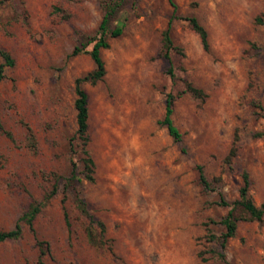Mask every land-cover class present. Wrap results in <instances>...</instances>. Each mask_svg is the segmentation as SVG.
Instances as JSON below:
<instances>
[{
    "label": "rangeland",
    "instance_id": "rangeland-1",
    "mask_svg": "<svg viewBox=\"0 0 264 264\" xmlns=\"http://www.w3.org/2000/svg\"><path fill=\"white\" fill-rule=\"evenodd\" d=\"M108 1L0 3V50L13 60L0 80V230L55 186L33 232L20 221L19 237L0 242V264H264V216L237 221L221 248L219 220L228 207L215 203L237 199L243 170L251 200L264 202V134H256L264 133V23L253 21L264 0L118 1L99 51L104 74L81 84L89 182L79 173L73 80L93 68L84 50ZM188 16L206 30V50ZM168 21L180 50L169 62L159 54ZM115 26L121 29L112 35ZM73 47L82 50L71 55ZM185 81L205 96L181 92ZM166 93L174 96L177 141L157 123ZM198 165L209 188L198 181ZM79 199L104 224L101 248L87 241Z\"/></svg>",
    "mask_w": 264,
    "mask_h": 264
},
{
    "label": "trees",
    "instance_id": "trees-1",
    "mask_svg": "<svg viewBox=\"0 0 264 264\" xmlns=\"http://www.w3.org/2000/svg\"><path fill=\"white\" fill-rule=\"evenodd\" d=\"M3 0H0V3H2ZM119 0H109L105 6H104V12L101 16V19L99 21L98 27H97V38L94 39V42L92 43V46L89 50H84L86 52L90 59L93 62V68L86 72L85 74L81 76H77L74 78V93L75 98L73 100V106L75 109V137L77 140H79L80 144V152L82 156L80 157L81 161V171L79 173L82 175V177L91 182L93 180V161L88 154V151L86 149V144L88 142V136H87V97L86 93L81 87V84L83 82H87L89 84H94L97 80L101 79V77L104 74V65L103 61L100 57V48L107 47V42L104 39V35L108 30V21L109 17L113 12L114 7L118 4ZM171 5L173 6V3L171 0H169ZM184 19L188 22L190 28L198 35V38L200 40L201 46L204 50L208 48V42H207V33L204 27L196 20L193 16L184 17ZM253 21L255 23H264V11L261 13L255 15L253 17ZM120 26H115L110 32L112 35H116L120 32ZM169 29H170V22L168 21L166 27L161 31V46H160V56L164 59H166L169 62V54L171 51L180 52L179 48L174 46L172 44L170 35H169ZM82 50V48L73 47L71 51V55L76 54ZM0 80L4 77L3 75V68L4 66H12L13 60L8 54V52L4 50H0ZM166 71L169 75L172 76V68L171 65L168 64ZM181 92H188L190 95H192L195 98L202 99L205 96V93L193 86L190 82L185 81L183 89ZM174 96L171 93H166L165 95V101H164V112L162 117L157 121L158 124L163 125L166 128V131L168 135L172 138V140L177 141L180 139V132L177 130L175 125L172 123L171 119V112H172V102H173ZM27 134L31 136L30 128L25 125ZM7 136H9V133H5ZM257 136L262 135L264 133H256ZM236 141H237V135L236 133L233 134L231 145L227 151V153L224 156V160L226 163H229L232 157L235 155L236 151ZM197 169V177L199 183L202 185L203 188H209L210 182L205 178L201 166H196ZM76 172H75V164L71 162V168H70V179L75 178ZM241 185L238 187V197L237 199H234L232 201H226L221 196L218 198V200L215 202L217 205L220 206H226L228 207L226 210V213L220 218L219 223L223 227V232L217 236L219 240V246L221 248L224 247V244L226 240L230 237H233L236 230L237 221L239 220H248V221H261L264 216V202L255 205L253 201L251 200L250 196L248 195V176L247 172L243 170L241 172ZM55 192V186H52L51 189L43 195L42 200H35L32 199L26 209L18 216L17 220L13 224V227L7 230H0V242L4 240H10V239H17L20 235V224L19 222H24L28 229L33 232L32 228V221L35 218V216L39 213L41 206L54 194ZM79 210L80 212L87 218V224L84 228V232L87 238V241L97 247L101 248L105 244L104 241V224L101 220L98 218H95L91 213L88 212L85 203L82 199H79ZM238 210L239 213L236 214L235 211ZM213 237V236H212ZM42 241L36 240V244L38 246V257L40 258L43 255L42 250ZM218 256L223 259L222 252L218 253Z\"/></svg>",
    "mask_w": 264,
    "mask_h": 264
}]
</instances>
